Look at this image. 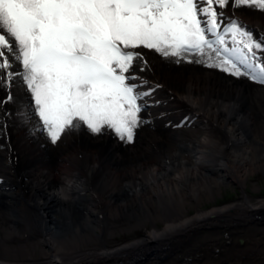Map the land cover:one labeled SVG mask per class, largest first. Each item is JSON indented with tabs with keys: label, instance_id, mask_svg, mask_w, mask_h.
<instances>
[{
	"label": "bare ground",
	"instance_id": "obj_1",
	"mask_svg": "<svg viewBox=\"0 0 264 264\" xmlns=\"http://www.w3.org/2000/svg\"><path fill=\"white\" fill-rule=\"evenodd\" d=\"M235 12L226 15L242 20ZM247 22L264 31L259 21ZM135 51L148 67L139 71L137 61L132 71L148 88L162 86L148 99L183 107L185 112L165 122L172 125L176 117L187 128L148 124L139 132L145 142L130 146L111 133L92 135L82 127L52 145L9 117L7 135L0 133V253L31 255L39 249L49 259L0 264H127L135 257V264H175L179 257L180 264H264V200L255 203L245 192L249 176L264 171V89L196 63L176 64L153 50ZM15 94L13 88L14 99ZM3 107L15 111L14 103ZM254 107L261 111L260 132L254 129ZM155 110L141 116L150 119ZM229 181L243 188L242 202L206 212L197 207L195 216L187 215L191 203L215 201ZM21 201L34 209L40 232L31 246L9 242L17 233L15 208ZM121 221L129 229L145 223L152 229L109 247L104 235H114ZM94 241L101 243L98 248L89 246Z\"/></svg>",
	"mask_w": 264,
	"mask_h": 264
},
{
	"label": "snow or ice",
	"instance_id": "obj_2",
	"mask_svg": "<svg viewBox=\"0 0 264 264\" xmlns=\"http://www.w3.org/2000/svg\"><path fill=\"white\" fill-rule=\"evenodd\" d=\"M230 2L264 12V0H0V133L14 116L52 145L82 127L135 143L162 87L132 71L148 67L140 48L264 85V34L217 10Z\"/></svg>",
	"mask_w": 264,
	"mask_h": 264
},
{
	"label": "rangeland",
	"instance_id": "obj_3",
	"mask_svg": "<svg viewBox=\"0 0 264 264\" xmlns=\"http://www.w3.org/2000/svg\"><path fill=\"white\" fill-rule=\"evenodd\" d=\"M241 8H242V10H241ZM217 10L223 11L225 14V17H227V18H234L233 16L229 17L228 15H226V13H228L229 11H233V12L236 11L235 14H242L243 19L242 20L240 19V21L249 30H252L254 35L258 39L260 38L261 34H264V31L262 33H259L258 29L255 26L246 24L247 21H259L261 24L264 25V12H260V11L255 10L254 8H249L246 6L234 8V5H232L231 2L227 8H225L223 10L217 8ZM244 17H246V18H244ZM226 22H227V20H225V23ZM262 55H264V54H262ZM207 69L213 70L218 74L221 73L220 71H218L216 69H209V68H207ZM232 78H233V81H236V82L242 80L243 82L246 83V85L247 84L250 85L251 89H253V90H255L256 88L264 89V85H259V84L253 83L246 78H240L239 80L234 78V77H231V79ZM158 92L160 94V91H158ZM180 107H177L176 105L168 104L165 102H161V101H160L159 105H156L155 103L152 104V106L148 107L146 110L147 111H151L153 109H157V110H155V113H151V115H149L150 120H151L150 124L155 125L157 128H159L160 126L161 127L165 126L166 128H169L171 126L172 128L175 127L177 130H181L182 128H187L188 125H185L184 124L185 122L182 124L180 123L179 127L176 126L177 125V123H175L177 121L176 117L172 119V120H174V122L172 123L173 126L170 125L171 123L169 124V123L165 122V121L169 120V118H171L172 116H174V115L179 116L180 113L185 112L184 111L185 109L183 107H181V108ZM147 111H144V112H147ZM257 111H259V112H257ZM144 112H142L141 115ZM251 114H252V118L254 117L253 119L257 124V125L255 124V127H256V128H254L255 131L257 130V132H260V130L262 128L261 127V122H262L261 121L262 120L261 111L258 110L256 107H254ZM164 123L165 124L167 123V124L165 125ZM147 125L148 124L144 125L143 127L139 128L136 131L135 143L130 144V146L134 145V144H136L138 146V144L145 142V137H143V135L140 134L139 132L140 131L142 132V130L146 129ZM190 125L192 126V124H190ZM192 127H193L192 130L194 132H200V129L197 126H192ZM71 133H73V132L65 133V135L63 137H67ZM111 135L114 139H116V136L113 133H111ZM118 141L121 142V144L125 145V143L120 141L119 139H118ZM12 182H13V180H12ZM255 186L258 187L259 189L255 190ZM246 187L247 188L245 189V192H246L247 196L251 197L255 203L259 202L260 200H264V171H258V173H254V174L250 175L248 182L246 184ZM220 188H221V195L220 196L215 195L214 196L215 201L209 200V199H204L203 202H201V205H199V206L196 203H191L192 205L187 208V211H188L187 215L188 216H195L196 213L198 212L197 207L199 208V210L206 212L212 208L228 206L231 204L236 205V204L242 202L241 199H243V196H244L243 192L244 191H243V188L240 187L238 184L236 185L235 183H232L231 181H229L227 184L220 186ZM3 192H4V194H7L6 191H3ZM8 195L11 196L9 193H8ZM15 210H16V212H18V218L20 220L16 221V223H14V225H15L14 227H15V230L17 233L13 235V238L9 239V242L12 244H15L17 246L21 243H27L28 246H31L30 244H35L36 242H38L40 232H39V229H38L37 224H36V219L34 218V209L30 208L25 201H21L20 205L18 207H16ZM106 215H107V213H106ZM2 219L9 221V219H7V218L5 219V216H3V215H2ZM251 220L257 221L255 219V216L251 217ZM155 223H156L158 229L164 228V223H162L160 221H156ZM151 229H152V225L149 223H145V225L140 227V228L129 229V226L127 225V223L125 221H121V224L119 226L118 225L115 226V234L112 236H107L105 234L104 239H105V241L109 247L121 246L122 244L130 243L133 240L143 238V234L145 233V230H151ZM251 238L246 237L245 240L250 243ZM100 244H101L100 242L94 241V242L90 243L89 246L98 248V246H100ZM213 256L214 255L209 253L207 258L211 259V257H213ZM136 258L137 257H135L134 259H136ZM183 258H180V257L177 258L175 264H180L179 262L180 261L182 262ZM0 259L7 260L9 262H14V261L25 262L26 260H32L35 262L36 261L40 262V261H46V259H49V256L45 255L39 249H36L35 252L32 251L31 255H28L27 253H22L21 251L18 252L17 254L12 255V254L5 252L3 250L0 253ZM204 263H206V262H204ZM204 263H202V264H204ZM127 264H130V262ZM131 264H135L134 261ZM193 264H197V263H193ZM198 264H200V263H198Z\"/></svg>",
	"mask_w": 264,
	"mask_h": 264
},
{
	"label": "water",
	"instance_id": "obj_4",
	"mask_svg": "<svg viewBox=\"0 0 264 264\" xmlns=\"http://www.w3.org/2000/svg\"><path fill=\"white\" fill-rule=\"evenodd\" d=\"M47 228H49L50 230L52 229L53 230V228H50V227H47ZM54 234H55V231H54ZM169 257V256H168ZM133 261H135V259L133 258V260L132 261H130V264L133 262Z\"/></svg>",
	"mask_w": 264,
	"mask_h": 264
}]
</instances>
